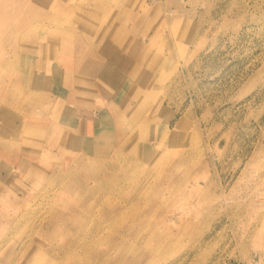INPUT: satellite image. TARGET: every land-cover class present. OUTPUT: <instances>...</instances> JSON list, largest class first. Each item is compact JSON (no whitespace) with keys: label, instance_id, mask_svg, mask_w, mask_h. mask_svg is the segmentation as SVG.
Listing matches in <instances>:
<instances>
[{"label":"rangeland","instance_id":"374dc122","mask_svg":"<svg viewBox=\"0 0 264 264\" xmlns=\"http://www.w3.org/2000/svg\"><path fill=\"white\" fill-rule=\"evenodd\" d=\"M29 1L0 4V264H264V0ZM96 56L120 98L84 84L83 140L44 69Z\"/></svg>","mask_w":264,"mask_h":264},{"label":"crops","instance_id":"0c3cea01","mask_svg":"<svg viewBox=\"0 0 264 264\" xmlns=\"http://www.w3.org/2000/svg\"><path fill=\"white\" fill-rule=\"evenodd\" d=\"M114 29V27H111L109 34H111L112 31L114 32ZM106 32H108V30L104 31V33ZM101 33H103V31H101ZM106 40H108V38H106ZM106 40L104 39V44H106ZM133 48L134 47H130L129 50H132ZM98 57L96 56V59L94 58L92 61H94V63L96 62V65L102 64V66L100 68L93 66L87 71L88 75H86V69H84L81 64L77 63L76 64L78 67H76V69L70 67L71 63L66 64L62 63L61 61L59 63H47L44 69L46 76L50 77L55 82L57 88L62 92V95H57L58 97H61L59 99H65L63 101H65L66 104L68 103V106L63 105L60 110L58 109L61 116L63 115L62 120L70 122L71 117H69V115H73V128L81 134V139L83 140H86L92 135H96V133H98L101 129L100 126L104 125L102 122L103 118L104 120L105 118H108L104 116L106 110H104L102 106V108L100 107V105L103 104L99 103L100 95H98V93H94L96 92L95 89L89 86L85 87L84 84L90 80H94L99 85V87H101L103 96H107L106 103L108 104L113 103L117 98H120V94L116 92L118 87L115 86V80L113 76V74L118 71H116V69H111V65L107 62L103 64L101 58ZM128 57L129 55H126V53L122 55L121 52L120 56L117 55V57H113L114 60L117 59L124 62V65H126V67L124 66V69H122L124 72H127V67L130 66L129 62H127L130 61V59H127ZM102 68L105 70V80L99 79V75L103 71ZM135 72L138 74V70ZM92 73H96V76L92 75ZM144 73L145 72H142L141 74ZM99 108H101V112ZM0 177L4 179L6 176L0 172Z\"/></svg>","mask_w":264,"mask_h":264},{"label":"bare ground","instance_id":"6f19581e","mask_svg":"<svg viewBox=\"0 0 264 264\" xmlns=\"http://www.w3.org/2000/svg\"><path fill=\"white\" fill-rule=\"evenodd\" d=\"M7 1H9V0H7ZM30 1H31V0H30ZM30 1H29V2H30ZM121 1H122V0H121ZM3 2H4V0H0V4L3 3ZM10 2H13V3H11L12 8H14V9H16V10L18 9L19 13H20V11H24V12H25V11H30V10H31L30 7L27 6V0H10ZM31 4H32V3H31ZM9 5H10V4H9ZM32 5H33V4H32ZM56 5H57V4H56ZM7 6H8V5H7ZM8 7H9V6H8ZM38 7H39V6H38ZM40 8H41V7H40ZM42 8H43V7H42ZM45 9H46V8H45ZM2 10H3V9H2ZM10 10H11V9H10ZM47 10H48V9H47ZM55 10H56V9H55ZM110 10H111V9H110ZM12 11H15V10H12ZM34 11H35V10H34ZM40 11H41V10H40ZM51 11H52V10H51ZM109 12H110V11H109ZM4 13H5L6 15H8V14L12 15V13H9V10L6 11V12H4ZM15 13H16V12H13V14H15ZM21 13H22V12H21ZM32 13H33V11H32ZM42 13H44V12L41 11V13L38 12V13H36V14H38V15L40 14V15H41ZM94 13H95V12H94ZM24 14H25V13H24ZM46 14H47V13H46ZM49 14H50V13H49ZM49 14H48V15H49ZM95 14H96V13H95ZM28 15H29V14H28ZM43 15H45V14H43ZM43 15H42V16H43ZM88 15H89V14H88ZM14 16H15V15H14ZM17 16H18V15H17ZM29 16H30V15H29ZM32 16H33V15H32ZM32 16H31V18H33V20L35 21V19H36L37 17L35 18V17H32ZM15 17H16V16H15ZM19 17H20V15H19ZM45 17H47V15H45ZM45 17H44V18H45ZM86 17H87V16H86ZM93 17H94V16H93ZM4 18H7V17L4 16ZM31 18H30V19H31ZM34 18H35V19H34ZM115 18H116V17H115ZM18 19H19V18H18ZM41 19H42V18H40V20H41ZM31 20H32V19H31ZM37 20H39V19H37ZM37 20H36V21H37ZM44 20H45V19H44ZM15 21H16V20H15ZM15 21H13V22H15ZM42 21H43V20H42ZM11 23H12V22H11ZM29 23H30V21H29ZM31 23H32V22H31ZM37 23H38V22H37ZM7 24H9V23H7ZM15 24H16V23H15ZM34 24H35V22H34ZM3 25H4V24H3ZM3 25H2V26H3ZM2 26H1V29H3ZM5 26H8V25H5ZM20 26H21V24H20ZM24 26H26V25H24ZM93 26H94V25H93ZM84 27H85V26H84ZM22 28H23V27H22ZM22 28H20V29H22ZM104 28H105V27L103 26L102 30H103ZM106 29L108 30V32H106V33L109 34L110 29H108V28H106ZM84 30H85V29H84ZM107 30H105V31H107ZM114 30H115V29H114ZM13 31H14V30H13ZM109 35H110V34H109ZM16 36H19V35H16ZM83 36H84V34H83ZM99 36H101V35H98V37H99ZM97 39H98V38H97ZM97 41H98V40H97ZM106 41H107V40H106ZM83 48H84V47H83ZM83 48H81V49H83ZM97 49H98V48H97ZM94 50H95V49H94ZM9 53H10V52H9ZM114 56L117 57L116 54H114L113 57H114ZM10 57H11V56H10ZM79 57H81V56H79ZM45 58H46V57H45ZM5 59H6V58H5ZM5 59H3V60H5ZM10 59H11V58H10ZM15 59H16V58H15ZM15 59H14V60H15ZM13 62H14V61H13ZM18 62H19V61H18ZM25 62H26V61H25ZM12 64H13V63H12ZM14 64H15V63H14ZM24 65H26V64H24ZM143 66H144V65H143ZM154 66H155V65H154ZM15 67H16V66H15ZM95 67H96V66H95ZM144 67H145V66H144ZM3 68H4V67H3ZM13 69H14V68H13ZM11 70H12V69H11ZM102 70H103V68H102ZM139 70H140V69H139ZM152 71L154 72V68H153ZM153 72H152V73H153ZM156 72H157V71H156ZM158 72H159V71H158ZM21 73H22V72H21ZM49 73H50V72H49ZM54 73H55V72H54ZM104 73H105V70H103V71L100 73V75H99V79H102V78L104 77V75H103ZM154 73H155V72H154ZM11 74H12V73H11ZM97 74H98V73H97ZM152 75H154V74H152ZM155 76H156V75H155ZM149 77H150V76H149ZM149 77H148V78H149ZM152 77H153V76H152ZM15 78H16V77H15ZM147 80H148V79H147ZM119 81H120V80H119ZM6 83H7V82H6ZM22 85H24V84H22ZM0 86H1V85H0ZM7 88H8V87H7ZM17 88H18V87H17ZM24 88H25V87H24ZM6 90H7V89H6ZM13 90H14V89H13ZM13 90H12V91H13ZM16 90H17V89H16ZM18 90H19V89H18ZM14 92H15V91H14ZM14 92H13V94H14ZM30 92H31V91H30ZM30 92H29V93H30ZM32 92H33V91H32ZM35 92H36V91H35ZM38 92H40V91H38ZM8 93H9V92H8ZM10 93H11V92H10ZM15 93H16V92H15ZM1 95H2V94H1ZM30 95H31V94H30ZM33 95H34V94H33ZM36 95H37V94H36ZM39 95H40V94H39ZM135 95H136V94H135ZM13 96H14V95H13ZM37 96H38V95H37ZM40 96H41V95H40ZM8 97L10 98L9 95H8ZM30 98H31V97H30ZM42 98H43V97H42ZM0 99H1V98H0ZM1 100H2V99H1ZM5 100H7V99H5ZM21 100H22V99H21ZM42 100H43V99H42ZM7 101H9V100H7ZM7 101H6V102H7ZM10 101H11V99H10ZM27 101H28V100H27ZM34 101H35V99H34ZM10 103H12V101H11ZM28 103H30V102H28ZM40 103H41V102H40ZM43 103H44V102H43ZM6 104H7V103H6ZM13 104H14V102H13ZM15 104H16V103H15ZM23 104H24V103H23ZM42 105L44 106V104H42ZM11 106H12V104H11ZM32 106H33V105H32ZM46 106H47V105H46ZM112 106H113V105H112ZM122 106H123V105H122ZM19 108H20V107H19ZM44 108H45V107H44ZM120 108H121V106H120ZM122 108H123V107H122ZM11 109H12V108H11ZM15 109H16V107H15ZM17 109H18V108H17ZM25 109H26V108H25ZM114 109H117V108H114ZM27 110H28V108H27ZM126 110H128V109H126ZM13 111H14V110H13ZM15 111H16V110H15ZM23 111H24V110H23ZM120 111H121V110H120ZM20 113H21V112H20ZM40 113H41V112H40ZM27 115H29V114H27ZM125 115H126V114H125ZM125 115H124V116H125ZM128 115H130V114H128ZM30 117H31V116H30ZM120 117H121V116H120ZM128 117H129V116H128ZM132 117H133V116H132ZM132 117H131V118H132ZM137 117H138V116H137ZM121 118H122V117H121ZM31 121H32V120H31ZM131 121H132V120H131ZM132 122H133V121H132ZM131 124H132V123H131ZM132 125H133V124H132ZM21 128H22V127H21ZM23 128H24V127H23ZM28 130H29V129H28ZM29 132H30V131H29ZM119 134H120V133H119ZM18 135H19V134H18ZM18 135H17V136H18ZM4 137H5V136H4ZM4 139H5V138H4ZM104 139H105V138H104ZM25 140H26V139H25ZM4 143H5V142H4ZM6 143H7V142H6ZM24 145H25V144H24ZM2 147H3V146H2ZM86 157H88V156H86ZM89 159H90V157H89ZM113 159H114V158H113ZM106 162H107V161H106ZM90 163H91V162H90ZM107 163H108V162H107ZM113 163H114V162H113ZM96 164H97V163H96ZM94 165H95V163H94ZM98 165H99V164H98ZM80 166H81V165H80ZM80 166H79V167H80ZM83 168H84V167H83ZM95 168H96V166H95ZM119 168H120V167H119ZM115 169H118V168H115ZM120 170H121V169H120ZM120 170H119V171H120ZM120 172H121V171H120ZM120 172H118V173H120ZM75 173H76V172H75ZM87 173H88V172H87ZM95 173H96V171L94 172V174H95ZM99 173H100V172H99ZM115 173H116V172H115ZM123 173H124V172H123ZM73 174H74V173H73ZM89 174H91V173H89ZM89 174H88V175H89ZM100 174H101V173H100ZM100 174H99V175H100ZM124 175H125V174H124ZM108 176H109V175H108ZM110 176H111V175H110ZM74 177H75V176H74ZM104 177H105V176H104ZM104 177H103V178H104ZM67 178H68V177H67ZM105 178H106V177H105ZM108 178H109V177H108ZM92 179H93V178H92ZM106 179H107V178H106ZM73 180H74V179H73ZM84 180H85V179H84ZM107 181H108V180H107ZM80 182H81V181H80ZM90 182H91V181H90ZM96 182H97V181H96ZM110 182H111V181H110ZM77 183H78V182H77ZM106 183H107V182H106ZM66 184H67V183H66ZM73 184H74V182H73ZM75 184H76V183H75ZM103 184H105V183H103ZM80 185H81V184H80ZM88 186H90V184H89ZM73 188H74V187H73ZM73 188H72V190H73ZM75 188H76V187H75ZM78 188H79V186H78ZM79 189H80V188H79ZM86 189H88V188H86ZM90 189H92V188H90ZM66 190H67V189H66ZM93 190H94V189H93ZM80 191H82V190H80ZM86 191H87V190H86ZM74 194H75V193H74ZM85 194H86V193H85ZM88 194H89V193H88ZM80 195H81V194H80ZM80 195H79V196H80ZM83 196H84V195H83ZM83 196H82V197H83ZM76 198H77V196H76ZM92 198H93V197H92ZM80 200H81V199H80ZM82 200H84V199H82ZM82 200H81V201H82ZM255 200H256V199H255ZM257 200H259V199H257ZM78 201H79V200H78ZM262 201H263V200H262ZM254 202H255V201H254ZM259 202H260V201H259ZM261 203H262V202H260L259 205H261ZM263 203H264V202H263ZM75 204H76V203H75ZM100 206H101V205H100ZM73 207H74V206H73ZM101 207H102V206H101ZM63 208H64V207H63ZM80 208H81V207H80ZM258 208H259V207H258ZM68 209H69V208H68ZM106 209H107V208H106ZM101 210H103V209H101ZM113 210H114V209H113ZM105 211H106V210H105ZM117 211H118V210H117ZM108 213H110V212H108ZM253 213H254V212H253ZM113 214H114V213H113ZM118 214H119V213H118ZM118 214H117V216H118ZM55 215H56V214H55ZM61 215H62V214H61ZM105 215H106V214H105ZM110 215H111V214H110ZM115 216H116V215H115ZM71 217H72V216H71ZM71 217H70V218H71ZM62 218H63V216H62ZM109 218H110V217H109ZM69 220H70V219H69ZM71 222H72V221H71ZM106 222H107V221H106ZM132 227H133V226H132ZM95 230H96V229H95ZM98 230H99V229H98ZM93 231H94V230H93ZM101 231H102V230H101ZM94 233H96V232H93V234H92L93 236H94ZM100 233H101V232H100ZM94 237H95V236H94ZM138 258H139V257H138Z\"/></svg>","mask_w":264,"mask_h":264}]
</instances>
